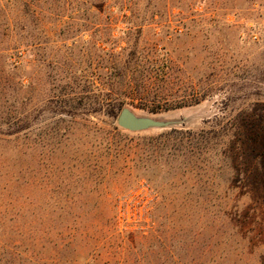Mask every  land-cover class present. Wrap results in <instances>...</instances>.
Returning <instances> with one entry per match:
<instances>
[{
  "label": "rangeland",
  "instance_id": "1",
  "mask_svg": "<svg viewBox=\"0 0 264 264\" xmlns=\"http://www.w3.org/2000/svg\"><path fill=\"white\" fill-rule=\"evenodd\" d=\"M30 1L0 0V117L31 122L0 135V264H264V141L232 146L264 132V0Z\"/></svg>",
  "mask_w": 264,
  "mask_h": 264
},
{
  "label": "trees",
  "instance_id": "2",
  "mask_svg": "<svg viewBox=\"0 0 264 264\" xmlns=\"http://www.w3.org/2000/svg\"><path fill=\"white\" fill-rule=\"evenodd\" d=\"M17 2L23 6L21 10V12H23L22 15H28L31 12L32 8H31L30 0H8V2L6 3V6H9L10 8L11 6H14L13 4ZM23 46H27V44L24 41L15 40L14 46L12 48L14 49L16 54L10 55V57L12 58L14 57V55L17 57H21L22 54H24ZM11 64H15V62H12ZM11 106L12 107L10 111L5 112L4 116L0 117V135L6 136V137H17V135L26 131V136H28V131L30 130V127H31L29 115L28 114L23 115V112H19L16 106L14 105V103L11 104ZM122 108H123V105L120 104L116 106L115 110L120 111ZM153 111L156 112L157 110H153ZM249 123H247L248 124L247 127L252 128V131L250 132L249 140L244 138V136L247 135V132H244V131L241 132V128L236 125L239 132L237 133V135L235 133L234 136H232V140L234 138V140L232 141L233 147L235 145L237 146V143H241V145L246 146L245 150L251 149L254 151L255 148L252 146L258 145V143H260L261 140L264 141V132L262 133V132L257 131L256 128L254 127V123H251L252 125ZM231 126H235V123L233 122ZM192 138L187 139V140H191L192 142H197L200 139L203 140L204 137L203 135H199L198 137H192Z\"/></svg>",
  "mask_w": 264,
  "mask_h": 264
},
{
  "label": "water",
  "instance_id": "3",
  "mask_svg": "<svg viewBox=\"0 0 264 264\" xmlns=\"http://www.w3.org/2000/svg\"><path fill=\"white\" fill-rule=\"evenodd\" d=\"M119 123L131 130H141L150 127H160L167 124V122L155 120L150 117H139L131 110L124 108L119 116Z\"/></svg>",
  "mask_w": 264,
  "mask_h": 264
}]
</instances>
